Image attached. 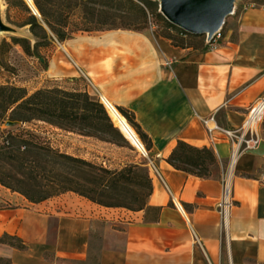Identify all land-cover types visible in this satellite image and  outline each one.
<instances>
[{
	"label": "crops",
	"instance_id": "obj_1",
	"mask_svg": "<svg viewBox=\"0 0 264 264\" xmlns=\"http://www.w3.org/2000/svg\"><path fill=\"white\" fill-rule=\"evenodd\" d=\"M48 63L45 78L102 103L128 146L94 125L49 124V140L104 168L147 166L150 209L108 208L73 193L32 203L0 183V236L27 245L0 243V257L12 264H264L261 126L259 146L232 159L230 141H211L203 124L215 115L221 127L240 129L264 101V7H244L214 50L176 46L154 29H117L65 40ZM106 103L134 116L149 150L125 136ZM179 141L216 154L210 178L167 161Z\"/></svg>",
	"mask_w": 264,
	"mask_h": 264
},
{
	"label": "trees",
	"instance_id": "obj_2",
	"mask_svg": "<svg viewBox=\"0 0 264 264\" xmlns=\"http://www.w3.org/2000/svg\"><path fill=\"white\" fill-rule=\"evenodd\" d=\"M41 17L36 16L24 0H7L11 7L23 8L27 18L21 26H29L37 39L16 38L28 56H38L40 46H47L51 40L47 28L59 41L70 39L68 20L71 8L92 6V18L109 15L117 18L123 13L131 18V24L148 21L147 10L161 20L168 32L161 35L176 46L202 47L209 49L206 35H193L170 23L158 11L157 2L152 0H33ZM142 2L145 7L137 4ZM99 7L103 9H99ZM99 9V10H98ZM47 28H46V27ZM82 29L92 31L89 27ZM142 32L143 29L125 28ZM174 33L175 35H173ZM202 39L199 43L187 39ZM221 41V40H220ZM219 41V42H220ZM3 46L0 48L2 54ZM135 129L146 149H150L147 136L143 134L129 112L119 109ZM0 120L28 123L44 121L64 130H75L78 126H96L111 135L120 136L114 128L102 103L94 100L87 92L69 91L59 87L43 88L30 94L25 87L14 84H0ZM264 123V119H263ZM47 159L45 162L41 160ZM167 161L176 169L200 178H210L213 167L219 163L216 154L209 148H198L179 141ZM46 162L52 164L48 169ZM1 169H3L1 171ZM62 177L59 183L50 180L43 184L40 178H50L54 171ZM0 183L13 192H18L32 203H40L58 195L73 192L93 203L108 208H124L131 211L148 210V200L153 192L152 179L147 167L128 165L122 169H108L87 160L67 155L51 147H38L25 139L22 133L10 132L0 141ZM51 185V186H49ZM50 187V189H45ZM158 214L160 208H155ZM0 243L24 250L25 242L14 235L3 234ZM0 264H12L10 259L0 257Z\"/></svg>",
	"mask_w": 264,
	"mask_h": 264
},
{
	"label": "rangeland",
	"instance_id": "obj_3",
	"mask_svg": "<svg viewBox=\"0 0 264 264\" xmlns=\"http://www.w3.org/2000/svg\"><path fill=\"white\" fill-rule=\"evenodd\" d=\"M1 1V13H0V48L3 46L2 54H0V84H14L17 86L25 87L30 94L35 91L43 88H55L61 87L59 80H50L45 78L44 71L48 68V61L51 52L54 51L55 48L59 47L60 44L64 41H59L56 36L47 28L48 34L51 37V40L47 46H40L39 55L38 56H28L22 49V47L14 42V37L16 38H26L34 44L37 39L34 37L32 32L30 31L29 26H21L22 22L27 18V13L23 8L18 7H10L7 3V0ZM25 1V0H24ZM157 2L158 11H160V0H152ZM26 2V1H25ZM34 2V1H33ZM27 4V2H26ZM137 4L141 7H145V5L137 1ZM28 5V4H27ZM246 6L253 7H264V0H234V8L233 13L228 16L225 20V24L222 28V31L226 30L229 25H234L236 23L237 17L240 16L241 11ZM92 6H89V9L86 8H71L70 17L68 20L69 26L68 30L70 32V38H74L80 34L86 33H96V32H106L117 29H143V31L154 29L159 34L162 33H171L168 32L167 28L164 26L163 22L159 20L155 15L151 13L150 10H147L148 21L144 24H131L132 20L127 15L120 13L117 18L111 17V13L109 15H104L102 17L92 18ZM99 9H103L99 7ZM98 9V10H99ZM32 11V10H31ZM85 27H89L92 31H84L82 29H86ZM175 35L174 33H172ZM68 40V39H67ZM202 39L191 40L187 39V42L195 41V43H199ZM206 40V37L204 38ZM75 83V82H74ZM80 82H78L79 84ZM81 85H78L80 87ZM7 122V121H6ZM6 122L0 120V134L4 139L8 133H22L30 143L34 145H38V147H51L57 151L58 149V141L54 137L51 141L49 140V124L40 121L33 120L28 123H19V126H6ZM262 133L264 135V123L263 121L260 123ZM112 140L118 142L119 144H123L128 146V142L124 139V137L111 135ZM136 154L133 153V156ZM47 159H43L41 161L45 162ZM48 169H51L52 164L50 162H46ZM147 167V166H144ZM148 168V167H147ZM3 169H1L2 171ZM149 170V168H148ZM56 170L53 173V176L50 175V178H40V181L45 183H50V180H55L54 182L59 183L62 181V177H58L57 173L61 172ZM57 174V175H56ZM51 186V185H49ZM45 189H50V187H45ZM73 193V192H67ZM64 193V194H67ZM77 196H80L76 193H73ZM62 195V194H61ZM60 196V195H58ZM82 197V196H80ZM84 198V197H83Z\"/></svg>",
	"mask_w": 264,
	"mask_h": 264
},
{
	"label": "water",
	"instance_id": "obj_4",
	"mask_svg": "<svg viewBox=\"0 0 264 264\" xmlns=\"http://www.w3.org/2000/svg\"><path fill=\"white\" fill-rule=\"evenodd\" d=\"M33 13L41 17L34 2L25 0ZM160 12L173 25L193 35H209L221 30L233 13L234 0H160ZM6 126H19L7 121Z\"/></svg>",
	"mask_w": 264,
	"mask_h": 264
},
{
	"label": "built area",
	"instance_id": "obj_5",
	"mask_svg": "<svg viewBox=\"0 0 264 264\" xmlns=\"http://www.w3.org/2000/svg\"><path fill=\"white\" fill-rule=\"evenodd\" d=\"M221 39L222 29L214 33L211 37L206 35V41L209 43L211 50L218 47ZM263 119L264 101L249 111V119L246 125L240 129L229 130L221 127L217 123L215 115H211L210 117L203 119V124L211 141H216L217 139H227L230 141L232 147V159H235L242 152L254 150L259 146L261 138L257 135V128L260 126ZM2 140L3 138L0 134V141ZM227 192L228 191H226V195H228ZM224 204H226V201L222 202L220 206Z\"/></svg>",
	"mask_w": 264,
	"mask_h": 264
},
{
	"label": "bare ground",
	"instance_id": "obj_6",
	"mask_svg": "<svg viewBox=\"0 0 264 264\" xmlns=\"http://www.w3.org/2000/svg\"><path fill=\"white\" fill-rule=\"evenodd\" d=\"M31 4H33V0H29ZM0 13H1V1H0ZM110 110V113L115 121L116 125L121 129V131L127 136L130 141L137 145L141 150H145L142 141L140 140L137 132L132 127V125L127 121L126 117L122 115L118 110L112 107L109 103H106ZM262 107V105H261ZM128 139V140H129Z\"/></svg>",
	"mask_w": 264,
	"mask_h": 264
}]
</instances>
